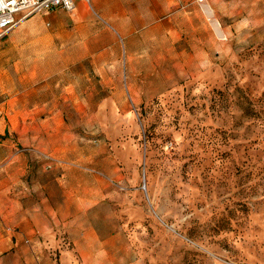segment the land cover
<instances>
[{"label":"rangeland","instance_id":"374dc122","mask_svg":"<svg viewBox=\"0 0 264 264\" xmlns=\"http://www.w3.org/2000/svg\"><path fill=\"white\" fill-rule=\"evenodd\" d=\"M257 1L260 17L219 23L220 38L205 1L167 0L158 21L129 39L111 30L113 42L75 65L65 61L69 48L37 56L35 44L17 47L9 31L0 40V181L17 154L38 175L67 169L109 179L116 171L113 202L130 264H264ZM9 185L0 208L13 199ZM4 243L0 264H30L29 249ZM42 252L44 264H77L58 260L52 246Z\"/></svg>","mask_w":264,"mask_h":264},{"label":"crops","instance_id":"0c3cea01","mask_svg":"<svg viewBox=\"0 0 264 264\" xmlns=\"http://www.w3.org/2000/svg\"><path fill=\"white\" fill-rule=\"evenodd\" d=\"M196 1H205L218 24L231 23L232 17L261 14L260 7L257 12L254 9L255 0L248 2L250 10L246 8V0ZM166 4L167 0H91L88 5L75 0L70 12L49 9L19 22L12 31L13 42L18 47V40L31 41L35 54L41 57L49 56L50 50L52 55L61 57L69 48L65 61L75 65L105 49L108 41L113 42V29L129 39L141 26L158 21ZM8 171L0 181V190L9 193L13 181L14 196L13 199L6 196L5 205L9 207L0 208V242L9 246L14 242L12 246L20 254L29 249L27 263H48L50 259L42 250L49 246L58 249L60 261L68 259L77 264L133 261V247L119 226L113 202L117 195L116 171L109 179L89 171L76 173L67 169L57 176L48 172L38 175L33 161L21 154L9 162Z\"/></svg>","mask_w":264,"mask_h":264},{"label":"built area","instance_id":"2783aa9c","mask_svg":"<svg viewBox=\"0 0 264 264\" xmlns=\"http://www.w3.org/2000/svg\"><path fill=\"white\" fill-rule=\"evenodd\" d=\"M90 5L91 0H81ZM75 0H0V40L19 22L45 10L72 11Z\"/></svg>","mask_w":264,"mask_h":264},{"label":"bare ground","instance_id":"6f19581e","mask_svg":"<svg viewBox=\"0 0 264 264\" xmlns=\"http://www.w3.org/2000/svg\"><path fill=\"white\" fill-rule=\"evenodd\" d=\"M211 10V9H210ZM203 11L205 12L206 14V17L208 18L210 24H211V27L212 29L215 31V33L220 37L222 38V32H221V29L219 27V24L218 22L213 18L211 12L209 11V9L206 7V5L203 6Z\"/></svg>","mask_w":264,"mask_h":264}]
</instances>
